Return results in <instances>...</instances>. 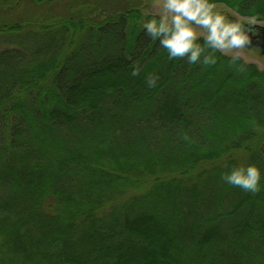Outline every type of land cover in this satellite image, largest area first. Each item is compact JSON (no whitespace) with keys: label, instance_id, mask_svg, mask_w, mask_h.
<instances>
[{"label":"trees","instance_id":"16d2710c","mask_svg":"<svg viewBox=\"0 0 264 264\" xmlns=\"http://www.w3.org/2000/svg\"><path fill=\"white\" fill-rule=\"evenodd\" d=\"M82 3L0 25V264H264V179H221L264 171V71L171 60L140 10Z\"/></svg>","mask_w":264,"mask_h":264},{"label":"clouds","instance_id":"9594fccd","mask_svg":"<svg viewBox=\"0 0 264 264\" xmlns=\"http://www.w3.org/2000/svg\"><path fill=\"white\" fill-rule=\"evenodd\" d=\"M154 6L158 12L145 13L143 30L166 50L169 59L186 58L192 66L216 65L220 56H229L230 63L236 64L241 59L240 52L252 45V37L259 40L264 35V27H256L264 25V21L236 12L228 15L218 9L215 0H154ZM140 74L141 67L136 64L131 75ZM146 82L149 88H156L159 78L149 74ZM221 179L254 194L261 190L264 171L255 163L240 164L223 173Z\"/></svg>","mask_w":264,"mask_h":264},{"label":"rangeland","instance_id":"374dc122","mask_svg":"<svg viewBox=\"0 0 264 264\" xmlns=\"http://www.w3.org/2000/svg\"><path fill=\"white\" fill-rule=\"evenodd\" d=\"M82 2L90 5L91 8L92 5L95 6L101 15L116 14L130 8L140 10L144 15L145 13L156 14L158 12L154 6V0H45L42 3L34 0H1L0 25L35 23L40 28L46 20L67 19L79 12L78 8L83 9ZM217 5L219 10L228 15L235 12L223 3ZM2 46L3 43H0V48ZM240 56L245 63L253 64L259 70L264 71V54L261 49L245 48L240 52Z\"/></svg>","mask_w":264,"mask_h":264},{"label":"water","instance_id":"95a60500","mask_svg":"<svg viewBox=\"0 0 264 264\" xmlns=\"http://www.w3.org/2000/svg\"><path fill=\"white\" fill-rule=\"evenodd\" d=\"M256 27H264L261 25H257ZM262 32H264V29H262ZM252 45L249 48H259L264 54V35L261 36L259 40H257L256 37H252Z\"/></svg>","mask_w":264,"mask_h":264}]
</instances>
